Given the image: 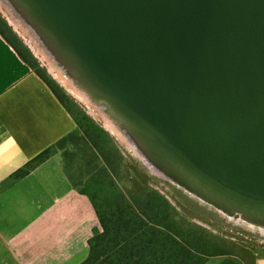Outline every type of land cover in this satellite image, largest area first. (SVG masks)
Returning a JSON list of instances; mask_svg holds the SVG:
<instances>
[{"label": "water", "instance_id": "95a60500", "mask_svg": "<svg viewBox=\"0 0 264 264\" xmlns=\"http://www.w3.org/2000/svg\"><path fill=\"white\" fill-rule=\"evenodd\" d=\"M6 1L155 169L264 227V0Z\"/></svg>", "mask_w": 264, "mask_h": 264}, {"label": "trees", "instance_id": "16d2710c", "mask_svg": "<svg viewBox=\"0 0 264 264\" xmlns=\"http://www.w3.org/2000/svg\"><path fill=\"white\" fill-rule=\"evenodd\" d=\"M0 35L70 115L76 127L11 174L0 192L53 156L79 193L91 202L101 231L88 240L81 264H256L246 246L219 237L183 218L138 167L119 151L97 124L41 67L0 16Z\"/></svg>", "mask_w": 264, "mask_h": 264}, {"label": "crops", "instance_id": "0c3cea01", "mask_svg": "<svg viewBox=\"0 0 264 264\" xmlns=\"http://www.w3.org/2000/svg\"><path fill=\"white\" fill-rule=\"evenodd\" d=\"M75 127L0 35V186ZM94 230L101 231L95 210L73 188L58 155L0 192V264H81Z\"/></svg>", "mask_w": 264, "mask_h": 264}, {"label": "rangeland", "instance_id": "374dc122", "mask_svg": "<svg viewBox=\"0 0 264 264\" xmlns=\"http://www.w3.org/2000/svg\"><path fill=\"white\" fill-rule=\"evenodd\" d=\"M9 13L10 8H5L4 5L1 4L0 0V16L7 22V24L9 23ZM11 29L22 41V43L30 50L31 54L38 61L39 65L43 67L48 74H51L45 60H43L39 55L34 54V51L26 42V40H29V36L26 35L24 38L12 26ZM56 82L63 89H66L58 81ZM77 102V104L84 111L89 113L90 117L97 124H99L104 130L106 129L104 124L105 122L95 109H90V107L84 105V103L79 100H77ZM89 110H91V113ZM105 131L113 139L120 153L135 167H138L137 169H140L141 173L145 176V180L147 181L148 185L162 194L175 207L176 211L183 218L189 222L198 224L208 229L210 232L219 237L246 246L247 249L254 253L257 260H264V233L258 230V227L250 229L251 227L249 224H246L240 215L228 216L213 206L205 203L194 194L191 196L192 193L162 175L157 169L147 165L132 147L125 144L109 130L106 129ZM216 261H218V259L211 260L207 264H213Z\"/></svg>", "mask_w": 264, "mask_h": 264}, {"label": "bare ground", "instance_id": "6f19581e", "mask_svg": "<svg viewBox=\"0 0 264 264\" xmlns=\"http://www.w3.org/2000/svg\"><path fill=\"white\" fill-rule=\"evenodd\" d=\"M1 4L4 5L5 8L9 7L10 5L6 0H1ZM9 23L10 25L20 34L22 37L25 38L26 35L29 36V40H26V42L29 44L31 49L34 51V54L39 55L43 60H45L49 71L51 72V75L56 79L62 86H64L69 93H71L77 100L81 101L84 103V105L90 107L92 110H96L98 114L101 116L103 121L105 122V128L109 130L111 133L116 135L121 141H123L125 144L128 146L132 147L133 150L138 154V156L149 166L154 168L151 163L147 161V159L144 157V155L137 149V147L134 145V143L129 139V136H127L123 131H121L118 127L115 126L104 114L102 108H97L94 105L91 104L87 96L80 92L79 90L75 89L71 83V81L64 77V72L59 68H56L54 65V60L48 53V51L42 46L41 42L39 39L35 36L33 31L22 21L20 17H18L14 10L10 8V13H9ZM40 58V59H41ZM91 113V110H89ZM135 153V154H136ZM161 173V172H160ZM164 175L163 173H161ZM165 176V175H164ZM189 194V193H188ZM193 196V194H191ZM224 214V213H223ZM228 217V216H227ZM246 224H249L251 227L250 229H254L255 227H258L257 229L260 230L262 233H264V227L260 226H254L246 221H244Z\"/></svg>", "mask_w": 264, "mask_h": 264}]
</instances>
